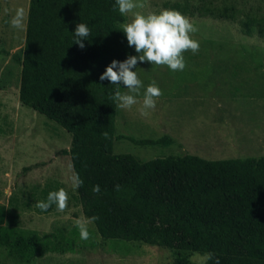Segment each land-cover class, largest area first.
I'll list each match as a JSON object with an SVG mask.
<instances>
[{"label":"trees","instance_id":"16d2710c","mask_svg":"<svg viewBox=\"0 0 264 264\" xmlns=\"http://www.w3.org/2000/svg\"><path fill=\"white\" fill-rule=\"evenodd\" d=\"M168 7L186 17L235 22L245 36L264 38V16L235 5L201 0L197 6ZM125 21L116 0H30L25 45L22 54L12 56L22 66V104L72 135L71 148L63 153L71 158L84 215L98 217L93 223L106 240L174 250L177 258L170 264H193L188 255L195 252L211 254L208 264H264V157L142 161L112 154L118 113L112 95L124 85L100 76L113 60L136 55L122 32ZM78 23L90 29L83 49L73 34ZM119 138L138 145L172 142ZM96 185L99 193L93 192ZM52 191L58 189H43L42 200ZM56 207L39 211L49 214ZM0 248L13 260L30 263L49 253L75 252L76 238L66 229L44 238L23 230L18 216L0 203Z\"/></svg>","mask_w":264,"mask_h":264},{"label":"rangeland","instance_id":"374dc122","mask_svg":"<svg viewBox=\"0 0 264 264\" xmlns=\"http://www.w3.org/2000/svg\"><path fill=\"white\" fill-rule=\"evenodd\" d=\"M201 0H135L144 14L170 9L169 4ZM235 5L253 17L264 16V0H214ZM30 0H0V203L19 219V227L39 237L66 229L76 238L73 253H49L30 263L13 260L0 248V264H170L174 250L146 242L115 243L106 240L94 223L87 225L89 239L80 238L77 221L87 222L79 203L70 156L72 135L20 101L22 66L13 54L25 45ZM23 11L22 27L12 19ZM126 15V21L132 19ZM241 18L244 16L241 15ZM197 29L190 35L199 42L198 53H183L186 67L172 71L166 65L138 62L134 71L143 87L137 104L118 107L112 154H132L142 161L194 155L207 160L264 157V38L245 36L238 23L187 16ZM124 22V23H125ZM136 55H139L136 53ZM153 81L162 95L155 109L141 115L143 93ZM250 82V83H249ZM128 90L125 86L121 93ZM136 140L171 138L170 144L138 145ZM45 188L67 192V207L49 214L36 206ZM193 264H208V253L188 255Z\"/></svg>","mask_w":264,"mask_h":264},{"label":"clouds","instance_id":"9594fccd","mask_svg":"<svg viewBox=\"0 0 264 264\" xmlns=\"http://www.w3.org/2000/svg\"><path fill=\"white\" fill-rule=\"evenodd\" d=\"M116 6L121 15L132 13L129 22L121 24L122 32L126 35L128 45L134 47L139 55H129L124 61L113 60L100 76L101 81H109L110 84L119 85L122 83L128 90L121 93L119 88L112 95L118 107L129 109L137 104L136 96L139 95L142 81L138 78L136 68L138 62H150L155 65H166L172 71H183L186 62L183 53L191 50L193 54L198 53L200 45L194 40L191 33L197 31L189 18L181 12L173 9H165L159 13L152 12L144 14L134 9L143 8L142 3L135 0H116ZM23 11L18 10L17 15L12 19L14 28L22 27ZM76 37L75 44L81 49L85 47L84 40L90 35V29L84 23H78L73 32ZM162 95L159 86L153 81L143 93V106L140 109L141 115L147 116L148 110L155 109L156 99ZM80 184L83 182L80 181ZM119 186L117 185V189ZM100 187H93V192L99 193ZM67 192L60 188L48 194L47 201H40L37 207L47 211L53 204L57 210L63 211L67 207ZM98 217L89 218L87 222L77 221L80 238L89 239L87 225L93 223ZM209 257L211 254H208Z\"/></svg>","mask_w":264,"mask_h":264},{"label":"crops","instance_id":"0c3cea01","mask_svg":"<svg viewBox=\"0 0 264 264\" xmlns=\"http://www.w3.org/2000/svg\"><path fill=\"white\" fill-rule=\"evenodd\" d=\"M250 83V82H249Z\"/></svg>","mask_w":264,"mask_h":264}]
</instances>
